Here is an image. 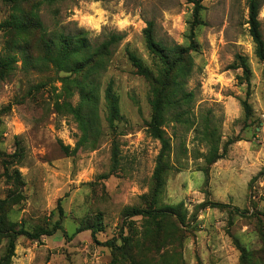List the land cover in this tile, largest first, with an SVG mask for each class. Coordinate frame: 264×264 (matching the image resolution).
Segmentation results:
<instances>
[{
	"label": "rangeland",
	"instance_id": "1",
	"mask_svg": "<svg viewBox=\"0 0 264 264\" xmlns=\"http://www.w3.org/2000/svg\"><path fill=\"white\" fill-rule=\"evenodd\" d=\"M256 2L264 46V0ZM14 18L30 31L15 29ZM149 22L154 41L180 61L174 75L185 94L173 97L179 106L165 114L171 150L156 201L151 188L161 147L147 125L151 80L162 78L143 35ZM247 22V0H0V59L15 58L0 63V261L264 264V61ZM60 34L81 35L93 48L111 35L122 37L92 78L96 123L82 143L66 107H75L79 95L75 87L69 95L61 82L74 75L23 61L42 58L40 38ZM128 53L152 77L138 73ZM237 57L248 66L249 87ZM108 86L120 115L111 125ZM61 146L75 154L65 155ZM212 147L219 158L207 165ZM155 203L174 207L183 224L175 217H126L127 210ZM56 225L54 235L37 241L17 237L9 253L11 231ZM86 227L93 237L91 230L71 240L64 235Z\"/></svg>",
	"mask_w": 264,
	"mask_h": 264
},
{
	"label": "trees",
	"instance_id": "2",
	"mask_svg": "<svg viewBox=\"0 0 264 264\" xmlns=\"http://www.w3.org/2000/svg\"><path fill=\"white\" fill-rule=\"evenodd\" d=\"M4 2L16 3V2H27L30 0H2ZM91 2H100L103 0H88ZM198 7V2L193 1ZM248 5V22L249 25V34L252 38V41L256 48V56L258 59L264 61V46L261 40L260 32H259V23H258V4L256 0H247ZM39 25H41L38 22ZM12 26L20 30L21 32L30 31V27L26 26L23 21H20L17 18H14V24ZM147 28L143 30V35L146 40L147 48L160 60L161 63V80H159L160 84L156 82L154 79L151 81L152 85V93L153 97L150 99V108L152 111V117L150 122L147 125L148 132L154 139L158 140L160 143V153L157 158L156 167L153 172V184L151 188V192L153 193V199L156 201L158 195L161 191V188L164 184V176L167 170V157L171 150L170 140L166 138L165 127H166V112L172 108L173 105H176L178 102H173V97L175 96H185L182 91V84L175 77V69L177 66H180L178 63L180 61H171L170 54L167 52L160 43H156L153 37V24L148 23ZM34 28H39L36 26ZM41 43L44 46V55L42 58L37 59L35 63L31 62L28 58H24L23 61L27 65H51L55 68L57 72L69 73L70 75H74V78L65 77L61 80L63 83L66 92L70 95V89L76 88V91L79 95V102L75 107L71 105H66L67 112L73 118L78 126V130L81 133V139L79 143L83 142L89 136L93 135V130L95 129L96 123V105H97V87L94 84L92 78L98 74L99 70H104L106 67V63L110 56L111 47L122 40L121 36L111 35L107 41L98 45V47H91L87 40L81 35L77 36H63L58 35L53 37L50 41L46 36L40 38ZM53 45V47H52ZM20 50V53L24 52ZM128 59L132 63V66L136 69V71L144 76L152 77L149 72L143 67L140 60L132 54L128 53ZM15 58L10 56H4V60L0 59V63L2 65H8L14 62ZM180 60V58H179ZM239 61L237 69L242 70V77L247 87H249V69L244 59L241 57H237ZM178 70V73L185 72L182 68ZM156 87V88H154ZM172 89V90H171ZM104 102L105 107L108 113V120L113 123L115 120L119 118V108H118V100L117 97L113 94L111 87L108 86L104 91ZM176 106H179L176 105ZM244 111H248V105L243 103ZM65 155H73L76 150L70 152L69 147L61 146ZM207 155V165H211L216 162L219 158L216 150L212 147L208 150ZM16 175V174H14ZM212 207H222L221 204H211ZM126 217H143L148 220L160 221L167 218H173L177 220L179 224H183V219L177 214L176 209L171 206H156V203L153 207H149L146 210L132 208L126 211ZM58 226H54L51 230L44 231L38 230L35 232H28L23 229L18 231H11L9 235L8 242V251L9 253H13L15 247V240L19 236H24L30 240L37 241L42 236H52L57 230ZM91 230V235L93 237L92 228H78L76 229L70 236L65 237L67 240H71L78 234ZM107 245L113 246V242H107ZM0 264H3L0 261Z\"/></svg>",
	"mask_w": 264,
	"mask_h": 264
}]
</instances>
